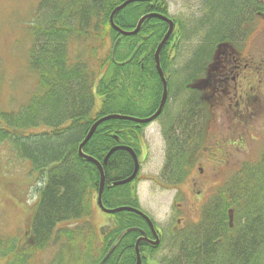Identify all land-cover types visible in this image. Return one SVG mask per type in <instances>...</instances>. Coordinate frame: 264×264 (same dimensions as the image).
Wrapping results in <instances>:
<instances>
[{
    "label": "trees",
    "instance_id": "1",
    "mask_svg": "<svg viewBox=\"0 0 264 264\" xmlns=\"http://www.w3.org/2000/svg\"><path fill=\"white\" fill-rule=\"evenodd\" d=\"M125 1L38 3L46 14L43 24L29 29L32 47L27 61L36 84L26 104L17 111L0 108V144L9 145L18 159L31 165L39 174L41 187L23 246L19 248L14 240L6 245L0 241L3 264H34L36 255L51 246H58L56 264H135L134 245L140 231L151 238L143 219L127 212L114 214L101 237L87 222L81 223L84 228L68 227L91 217L98 192L96 166L77 153L90 127L109 115L148 118L160 101L161 85L153 55L167 26L157 19H147L138 34L121 37L108 21L112 10ZM249 8L253 13H264V7L254 0L252 6L245 0L207 3L208 35L187 66L184 81L201 77L217 44L239 37L240 21L236 23L234 17L239 13L238 17H245L244 11L249 12ZM150 13L166 16L165 2L133 3L117 12L113 22L129 32ZM173 41L172 35L159 54L164 71L172 63ZM70 42L78 43L83 50L71 59L66 49ZM181 94L186 97L183 108L176 116L167 117L163 131L167 156L158 179L168 188L180 186L188 175V147L198 141L197 122L201 120L192 92L181 87L176 98ZM96 99L100 100L98 107ZM144 127L129 121H106L96 128L82 153L102 163L111 148L124 146L138 156ZM182 157L185 163L177 167L175 162ZM132 170L133 162L126 152L117 151L109 157L103 167L104 208L140 210L135 182L111 186L128 178ZM199 218L171 234V257L156 262L152 258L159 247L140 243L141 264H264V151L256 162L247 164L214 193ZM61 224L67 227L56 230ZM129 229L133 231L127 232ZM111 248V254L102 262Z\"/></svg>",
    "mask_w": 264,
    "mask_h": 264
},
{
    "label": "rangeland",
    "instance_id": "2",
    "mask_svg": "<svg viewBox=\"0 0 264 264\" xmlns=\"http://www.w3.org/2000/svg\"><path fill=\"white\" fill-rule=\"evenodd\" d=\"M164 1L168 7V16L178 22L181 29L179 31L181 38L179 37L177 50L173 56L174 63L169 71L172 78L170 90L176 92L181 79L185 76L183 67L193 58L192 55L197 50L203 38L202 35L206 32L208 35L209 28L205 19L207 3L218 0H207V3L206 0ZM38 2L39 0H0V81L2 82L0 108L6 111L14 112L23 106L36 84V78L27 65L28 50L31 46V41L27 37ZM35 13L40 21L44 18L46 10L41 7L36 9ZM239 14L237 18L234 17L235 20L237 19L236 23L245 18L238 17L241 15ZM202 19H205V26L203 21L201 22ZM259 21V19L256 20L252 26L250 45L247 43L241 51L233 47L229 49V53L236 58L244 59L247 63L250 59L254 61L250 67L255 68L258 75L248 74L249 78L251 76V81L248 82L246 91L250 99L248 101L244 99L239 106H235L237 100L234 97L235 93L232 96L225 93L221 95L222 93L213 92L211 85L206 87V83H203L216 70L223 69L225 58L222 55L218 57L219 51L222 52L221 48H218L203 79L194 83V86H199L200 95L198 96L202 106V115H200L202 133L196 135V140H201L202 143L198 147L199 153L188 147L191 170L188 171L185 182L180 185L181 191L163 190L150 182L138 184L140 211L152 220L155 229H159L162 234L161 247L152 258L155 261L174 254L172 246L168 244L171 234L176 230L175 220L181 218L179 219L181 227L196 223L201 209L208 202L205 200L214 193L216 187L222 186L230 175L229 172H233L246 161L256 159L254 156L264 150V21ZM241 27L245 28L246 24H241ZM247 27H250V24ZM66 49L70 59L77 52H83L73 43H70ZM181 100L182 103H180ZM184 100L185 96L183 98L182 94L177 98L174 95L170 99L167 107L170 117L176 116L175 113L183 108ZM154 124L158 125V121ZM145 141L148 152L141 166V174L142 177L152 176L149 179L155 181L154 175H158L164 163L166 150L160 139L153 140L147 135ZM234 141L235 144H233ZM237 144L242 145L239 146L240 150L236 149ZM143 159L144 155L140 157V162ZM184 161L182 157L175 162V165L179 167L181 162L185 163ZM221 166L227 168L229 172L219 171ZM198 169L201 172L198 173ZM37 175L30 170L29 163H24L15 156L9 145L0 144V241H3L5 245L10 239L21 242L30 229L38 189L41 187V181ZM191 186L194 187L193 191ZM112 219V215L103 213L95 205L92 208L91 217L84 222L89 223L97 232L108 225ZM62 227V225L58 226L59 229ZM72 227L77 226L73 223ZM99 233L101 237L102 231ZM22 246V243L18 244L19 248ZM49 250L50 247L47 252L37 255L34 264H55L54 258L58 247L54 246L53 251ZM4 262L5 258L0 255V264Z\"/></svg>",
    "mask_w": 264,
    "mask_h": 264
},
{
    "label": "water",
    "instance_id": "3",
    "mask_svg": "<svg viewBox=\"0 0 264 264\" xmlns=\"http://www.w3.org/2000/svg\"><path fill=\"white\" fill-rule=\"evenodd\" d=\"M151 0H127L126 2H124L123 4H121L119 7L115 8L110 17H109V24L110 26L112 27V29L116 32H118L120 35L122 36H132V35H135L139 29H140V26L141 24L143 23V21L147 18H158L160 20H162L163 22L167 23L168 24V30L165 34V36L163 37V39L161 40V42L159 43L157 49H156V52H155V55H154V58H155V64H156V69H157V72H158V75L162 81V84H163V95H162V99H161V102H160V105H159V108L157 110V112L151 116L150 118H147V119H144V120H139V119H134V118H129V117H123V116H118V115H111V116H107V117H104V118H101L100 120L96 121L90 128L87 136L84 138L83 142L81 143V145L79 146V149H78V152H79V156L81 158H86L88 161L92 162L93 164H95L98 168V171H99V176H100V182H99V189H98V196H97V205L99 207V209L106 213V214H114V213H118V212H129V213H133V214H137L139 216H141L145 222L147 223L153 237L155 238V242H151V241H148L144 236L141 237L140 239H138L135 243V258H136V263L135 264H141V259H140V255H139V251H138V245L141 241H147V243H149L150 245H153V246H156L158 244V241H157V238H156V234L154 232V229H153V226L151 224V222L148 220L147 217H145L141 212H139L138 210H135V209H131V208H118V209H115V210H106L103 208L102 204H101V194H102V191H103V188H104V177H103V173H102V167L100 166V164L94 160H92L91 158H88V157H85L81 154V148L82 146L85 145V143L91 138V136L93 135L95 129L100 125L102 124L103 122L105 121H109V120H123V121H130V122H134V123H137V124H148L150 122H152L160 113V110L163 106V103L165 101V98H166V83L163 79V75H162V72L160 70V67H159V62H158V54H159V51L160 49L162 48V46L166 43V41L168 40L169 36L171 35L172 33V30H173V23L165 18L164 16H161V15H157V14H149V15H146L144 17H142L137 25H136V28L132 31V32H124L122 30H120L118 27H116L113 23V16L116 12L120 11L121 9L125 8L127 5L131 4V3H134V2H149ZM116 151H125L127 152L132 160H133V164H134V170H133V173L132 175L122 181V182H117V183H114L113 186H121V185H125V184H128L129 182H131L137 172H138V163H137V159H136V156L135 154L132 152L131 149L129 148H126V147H115V148H112L108 154L106 155V157L104 158L103 162H102V165H105L106 161L108 160V158ZM132 230H128V232H130ZM144 235V234H143ZM110 252L105 256L104 260H106V258L109 256Z\"/></svg>",
    "mask_w": 264,
    "mask_h": 264
},
{
    "label": "flooded vegetation",
    "instance_id": "4",
    "mask_svg": "<svg viewBox=\"0 0 264 264\" xmlns=\"http://www.w3.org/2000/svg\"><path fill=\"white\" fill-rule=\"evenodd\" d=\"M245 12H247L245 18H247V14L249 13L248 9H245L244 13ZM228 48L229 47L226 48V46H223L221 48L222 52L219 51L218 53V57L222 55L225 58L223 69L221 71L216 70V72L211 74L209 78H206L205 81L208 83L207 86L211 85L213 87V92L222 93L221 95L225 93L229 94L230 96L235 93L234 97L237 99L235 106H239L240 102L244 99L245 101L250 99L248 91H246V86L248 85V82L251 81V76L249 78V75H251L250 65L245 62L244 59L236 58L235 56L231 55ZM195 91H198V89ZM193 101L194 107L196 108V113L200 117L202 114H199L195 97H193ZM162 116H167V114L164 113ZM163 126L165 128V125ZM197 126L199 127V121L197 122ZM160 236L161 234H159V237ZM160 239L161 237L159 238V241Z\"/></svg>",
    "mask_w": 264,
    "mask_h": 264
},
{
    "label": "bare ground",
    "instance_id": "5",
    "mask_svg": "<svg viewBox=\"0 0 264 264\" xmlns=\"http://www.w3.org/2000/svg\"><path fill=\"white\" fill-rule=\"evenodd\" d=\"M181 110H182V109H181ZM181 110H180V111H181ZM180 111H179V112H180ZM177 114H178V113H177ZM177 114H176V115H177ZM198 129H199V127H198Z\"/></svg>",
    "mask_w": 264,
    "mask_h": 264
}]
</instances>
